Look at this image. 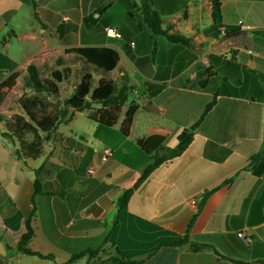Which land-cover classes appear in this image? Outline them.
Segmentation results:
<instances>
[{
	"label": "crops",
	"instance_id": "obj_1",
	"mask_svg": "<svg viewBox=\"0 0 264 264\" xmlns=\"http://www.w3.org/2000/svg\"><path fill=\"white\" fill-rule=\"evenodd\" d=\"M104 1L0 0V71L9 72L0 83L25 72L31 63L40 72L66 70L71 75L76 63L66 49L110 47L119 55L113 71L84 72L92 76V89L102 79L116 82L125 75L139 103L127 136L120 125L128 102L111 127L90 119L100 107L93 105L47 135L38 132L43 141L35 159L16 158L18 147L1 135L6 122L0 121V241L10 257L6 264H115L107 261L110 256L142 264H264V177L245 168L251 155L264 150V0H220L222 25L216 27L208 0H143L159 13L162 29L189 39L183 45L156 36L150 61L145 51L153 42L146 30L136 31L128 23L125 33L131 41L124 40L126 50L111 43L114 38L106 33L93 32L110 7L96 22L85 18ZM109 4L118 5L121 24L131 21L126 22L127 13L136 12L118 0ZM225 25L239 26L240 34L224 36ZM59 57L63 63L57 66ZM78 82L70 84L64 98L65 82L60 83L58 99L71 97ZM145 82L166 86L150 98L144 93ZM19 86L16 82L5 89L0 114L6 118L22 116L21 110L3 107L11 93L19 100L26 92ZM214 98L186 150L134 186L152 161L145 152L149 143L159 140L174 147L178 134L191 127ZM207 142L231 153L222 161L208 159L203 155ZM104 147L112 150L106 159ZM212 153L218 155L217 150ZM37 169L42 192L33 195ZM128 189L132 193L127 205L118 212L116 201ZM205 195L187 234L190 241L211 248L193 252L188 244L162 246L185 235ZM32 197L34 234L27 246L52 260L17 253ZM238 232L251 240L249 246ZM88 249L99 252L69 262L73 254Z\"/></svg>",
	"mask_w": 264,
	"mask_h": 264
},
{
	"label": "trees",
	"instance_id": "obj_2",
	"mask_svg": "<svg viewBox=\"0 0 264 264\" xmlns=\"http://www.w3.org/2000/svg\"><path fill=\"white\" fill-rule=\"evenodd\" d=\"M122 6L127 10L138 9L140 12L143 25L150 31L152 35L163 36L166 40L171 43L188 44L189 39L185 36L176 33H168V29H162L161 18L159 13L154 10L150 3L141 0V6H138L134 0H118ZM211 7V18L213 26L222 25V13H221V2L220 0H208ZM35 5L33 4V7ZM104 8H100L97 13L101 14ZM34 17L39 21L37 14L34 12ZM131 13H127L125 18H130ZM98 18L92 16L86 17L85 21L96 22ZM43 25V24H42ZM239 26L225 25L224 36H234L240 34ZM66 54H71L73 58L80 61L86 67H89L90 71L106 75L113 71L118 64L119 55L110 47H74L65 50ZM63 63L61 57L56 59V65L60 66ZM27 75L23 82L25 88L33 90L36 95L29 97H22L19 101L20 108L27 119L23 116H11L9 118L4 117L0 114V121L6 122V131L1 135L12 141L14 137H18L25 132H32L33 141L24 144L22 140H19V148H16L14 154L17 159H35L40 151L41 143L43 139L38 135V132L48 134L57 126L72 118L75 112H82L84 110H90L93 105H99L91 115L90 119L100 125L111 127L118 119L121 112V107L125 103L129 102V107L125 113L124 119L120 125V132L123 136H127L132 124L134 114L136 113L139 103L132 98V86L127 82L125 75L120 76L116 82L100 80L97 86L92 89V76L89 72L84 73L78 84L75 86L74 92L71 97L64 99L61 102V107L58 108L55 114L47 112L46 105L40 98V94H44L46 97H52L59 100V84L68 77V71H52L48 79H42L41 73L34 64H29L26 67ZM17 74L13 73L7 77L2 83H0V103L4 99L5 89L9 90L15 85ZM165 83H144V93L147 97H154L160 93L164 88ZM131 98V99H130ZM215 98L212 99L204 108L202 114L197 121L189 128H184L177 136V143L174 147L169 148L161 144V141L154 140L149 143L146 147V154L151 156L152 161L146 165L143 169L140 178L134 186L141 183L154 169L163 163H166L179 155H181L189 144L192 142L195 130L199 123L208 113V111L214 106ZM68 110H71V114L68 115ZM138 145L142 144V141H137ZM212 150H217L218 155H214ZM231 151L229 149L219 147L212 142H207L203 149V155L208 159L215 161H222L226 158ZM246 169L251 170L254 176L264 177V150H260L256 154L251 155L245 166ZM36 179L34 181V194L41 193L39 188V182L37 176L39 169L34 171ZM232 180L228 178L221 185L227 184ZM132 193V189L125 190L117 199L116 205L118 212L123 210ZM205 195L199 204L196 211L190 218L185 235L178 239L163 242L162 246H180L188 244L191 251L196 252L204 248H211L205 244L195 243L189 240L188 232L192 228L201 207L206 199ZM35 212L34 199L31 198V210L24 222L25 231L22 234L18 245L17 253L26 256H35L38 258L52 260V256H43L35 251L28 248L27 244L31 240L34 231L31 227V219ZM107 238H105L106 240ZM104 240V241H105ZM99 252L98 249L83 250L75 253L71 256L69 262H73L84 255L95 256ZM10 257L0 256V264H6ZM107 261H111L115 264H142V261L132 260L129 258H123L121 256H110ZM235 264H246L241 261H234Z\"/></svg>",
	"mask_w": 264,
	"mask_h": 264
},
{
	"label": "rangeland",
	"instance_id": "obj_3",
	"mask_svg": "<svg viewBox=\"0 0 264 264\" xmlns=\"http://www.w3.org/2000/svg\"><path fill=\"white\" fill-rule=\"evenodd\" d=\"M106 1L107 0H105L102 3V6H100V7L104 8L103 10H105L107 7H110V9L99 20V23L97 25H94V27H92L93 32L97 31V32H99L101 34H104L105 33L104 27L106 25H110L111 27L116 28L117 31L121 34V38H119V39H115V38L114 39H110V42L113 43L114 45L118 46L120 49L126 50L127 47L124 45V40L128 41V42L131 41L129 36H128V34L125 33L126 29H127V24L131 23V28L136 29V31H140L142 29L146 30L150 34V38L152 40L151 43L153 42V45L151 46V49L149 50V48H148L147 51H145V53H148L147 56H148V59L150 61V58H153L155 56V53L153 51L156 48L155 47L156 38L154 37L155 35H152L150 33V31L143 25L142 18H141V15H140V12L138 11V9H135V10H136V12H139V13L135 12V14L134 15L132 14L130 18H126V22H127V20H131V21H128L127 23H122L121 24L122 14L117 9L118 5L108 4V6L105 7ZM91 16L94 17V18H98L99 19L100 14L95 12ZM78 23L79 22L76 21L73 25L78 28ZM123 33H124V35H123ZM158 61H159V57L156 58V63H158ZM73 63H76V65L73 66L74 71H73V73L71 75L68 73V77L64 80L65 84L63 85V87L61 89V93H62L63 98L65 96L69 95V91H70V88H71L70 84H72V83L75 84L76 82L79 81L80 75L82 73H84L87 70L90 71L89 67H86V65H84L81 62H77V61L74 60ZM133 63H136V61L133 60ZM7 73H9V72L0 71V77H5L7 75ZM40 73H41V78L42 79H47L48 77H50V72L49 71H42ZM15 74H17V78H16L15 82H20V86L19 87L21 89L25 88L23 86V82L25 80V76L27 75V72L26 71L25 72H22V71L20 72L19 71V72H16ZM134 82H137V80H134ZM93 85H94V82L92 81V86ZM25 89H26V92L22 93V96L19 98V100L16 97V95H14V93H11V95L4 102L3 107L8 108L10 111H17V110L19 111V110H21L20 105H19L20 99L22 97H29V96H35L36 95V93L33 90H31L29 88H25ZM39 96L43 100V102L45 103L47 112L50 113V114H55L57 112L58 108L61 106V102L62 101H60V100L54 99L52 97H46L44 94H40ZM11 116H15V115H11ZM22 116H23L24 119H27V117L24 115L23 112H22ZM19 140H22L24 144L30 143L31 141H33L32 132H25L24 131L22 134L19 135V138L18 137H14V139H12V141L11 140L10 141L19 148L20 147L19 146V142H20Z\"/></svg>",
	"mask_w": 264,
	"mask_h": 264
},
{
	"label": "built area",
	"instance_id": "obj_4",
	"mask_svg": "<svg viewBox=\"0 0 264 264\" xmlns=\"http://www.w3.org/2000/svg\"><path fill=\"white\" fill-rule=\"evenodd\" d=\"M105 33L107 36L112 37V38H116V39L121 38V34L117 31V29L111 26L105 27ZM111 153H112V150L109 147H104L102 150V159H106L107 157L111 155ZM88 173L92 174L93 170L89 169ZM237 236L243 241V243L246 246H249L251 244V240L248 237L244 236L242 232H238Z\"/></svg>",
	"mask_w": 264,
	"mask_h": 264
},
{
	"label": "water",
	"instance_id": "obj_5",
	"mask_svg": "<svg viewBox=\"0 0 264 264\" xmlns=\"http://www.w3.org/2000/svg\"><path fill=\"white\" fill-rule=\"evenodd\" d=\"M110 2H111V0H107L106 3H105V5L109 4ZM134 2H135L138 6H141V2H140V0H134ZM97 16H98V15H97ZM97 16H96V17H97ZM154 37L156 38V35H155ZM6 254H7V252H6V248H5L4 244L0 241V256L5 257Z\"/></svg>",
	"mask_w": 264,
	"mask_h": 264
}]
</instances>
